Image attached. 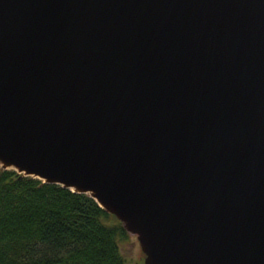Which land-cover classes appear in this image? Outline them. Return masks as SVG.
Segmentation results:
<instances>
[{"label": "water", "instance_id": "95a60500", "mask_svg": "<svg viewBox=\"0 0 264 264\" xmlns=\"http://www.w3.org/2000/svg\"><path fill=\"white\" fill-rule=\"evenodd\" d=\"M0 164L143 264H264V0H0Z\"/></svg>", "mask_w": 264, "mask_h": 264}, {"label": "trees", "instance_id": "16d2710c", "mask_svg": "<svg viewBox=\"0 0 264 264\" xmlns=\"http://www.w3.org/2000/svg\"><path fill=\"white\" fill-rule=\"evenodd\" d=\"M127 237L87 192L0 168V264H125Z\"/></svg>", "mask_w": 264, "mask_h": 264}, {"label": "rangeland", "instance_id": "374dc122", "mask_svg": "<svg viewBox=\"0 0 264 264\" xmlns=\"http://www.w3.org/2000/svg\"><path fill=\"white\" fill-rule=\"evenodd\" d=\"M0 168H3L1 164H0ZM7 168H12V167H7ZM127 232H128V237L120 242V249L125 258V264H143L144 253L139 246L138 240L136 239V235L135 233L129 231Z\"/></svg>", "mask_w": 264, "mask_h": 264}]
</instances>
